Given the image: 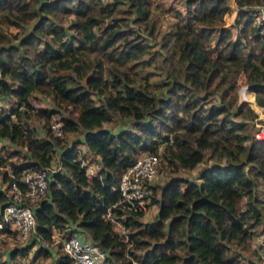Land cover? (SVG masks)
Returning a JSON list of instances; mask_svg holds the SVG:
<instances>
[{
    "label": "trees",
    "instance_id": "16d2710c",
    "mask_svg": "<svg viewBox=\"0 0 264 264\" xmlns=\"http://www.w3.org/2000/svg\"><path fill=\"white\" fill-rule=\"evenodd\" d=\"M234 2L232 32L216 27L226 0H183L184 13L168 7L164 30L154 0H0V100L13 101L0 108V140L8 142L0 167H9L0 171V222L6 186L24 190L21 172L49 166L58 153L45 196L30 204L35 234L0 264H16L35 243L30 260L52 257L56 229L87 236L108 264H259L244 252L258 259L249 243L264 221V138L251 135L255 113L238 102L234 81L244 74L264 112V20L253 23L244 10L264 0ZM240 84L241 99L253 104ZM35 93L53 107L35 108ZM115 119L123 121L116 130L103 127ZM69 132L80 137L64 147ZM77 142L93 157V174ZM143 152L171 169L150 185L157 211L148 222L118 204L114 189ZM199 163L196 181L174 173ZM57 248L53 264H70Z\"/></svg>",
    "mask_w": 264,
    "mask_h": 264
},
{
    "label": "built area",
    "instance_id": "2783aa9c",
    "mask_svg": "<svg viewBox=\"0 0 264 264\" xmlns=\"http://www.w3.org/2000/svg\"><path fill=\"white\" fill-rule=\"evenodd\" d=\"M231 6H233L232 3ZM246 9L249 11V17L253 23L259 24L264 20V2L261 5L246 6L244 10ZM236 10L238 11L239 9L236 7ZM225 15L228 16L230 14L225 13ZM233 25L231 24L225 27L223 19L219 23V27L228 30H231ZM261 115H258V119L260 120L256 124L257 126L254 132L256 138H264V115ZM60 125V120H52L50 128L53 134H60ZM77 150L80 155H85V152L81 153L79 149ZM159 159L157 154L150 152H143L136 157L135 161L121 174L114 187L120 194L118 204L133 211L145 212L150 205V185L157 174ZM81 163L85 166V171L88 175L93 174L94 166L92 164L87 163L85 160H82ZM55 169H57L56 162L55 166L50 164L39 170L26 169L22 171L18 179L26 184L24 190L19 189L14 181H11L6 186V192L10 197V201L1 210L2 222H0V228L5 226L10 230H15V238L20 244L26 243L35 234V221L30 204H34L39 198L45 196L47 185L46 176ZM107 217L113 223L117 222L110 218L109 213H107ZM253 239L252 241L256 252L259 255H264V234H255ZM59 247L69 257L70 264L109 263L105 251L94 245L90 240H80L78 234L63 238L59 242Z\"/></svg>",
    "mask_w": 264,
    "mask_h": 264
},
{
    "label": "rangeland",
    "instance_id": "374dc122",
    "mask_svg": "<svg viewBox=\"0 0 264 264\" xmlns=\"http://www.w3.org/2000/svg\"><path fill=\"white\" fill-rule=\"evenodd\" d=\"M231 1V2H230ZM231 3L233 6H231ZM154 4L156 5V9L155 11L157 12V14L159 15L158 19H159V29L160 30H164V28H166V26L169 24L170 20H173V13L172 11H166V9L168 7H172L174 9V11H179L180 13H184V4H183V0H154ZM226 11L224 12V14L222 15V19H223V23L225 24V27H228L230 26L231 24H234L235 22V18L237 16V10H236V4L234 2V0H226ZM250 5H248L247 7H249ZM242 8V7H241ZM225 13H229L230 15L226 16ZM225 15V16H224ZM225 19H224V18ZM222 21V20H221ZM229 23V25H228ZM217 28H222V27H219V23L218 25L216 26ZM231 31L233 32V28H231ZM240 82L243 83V85L245 84V88L250 91L251 93V97H252V102L253 104H250L248 103L247 101L241 99L240 95H239V89H240ZM234 84H235V88H236V93H237V99H238V102H242V103H245L246 105H248L255 113V116L253 117L252 119V122L249 124V127L251 128L250 129V132H251V135L254 136V132H255V129H256V124L258 123V121L260 119H258V115L259 114H262L264 115L263 113V109L261 106H259L255 100H254V93L251 89L248 88L245 80H244V74L243 73H239L238 76L236 77L235 81H234ZM12 104L13 105V101L12 100H0V108H6L8 107V105ZM31 104L37 108V107H44L46 109H50L53 107L52 103L50 100L46 99L43 95L39 94V93H35L34 94V97L31 98ZM255 106H258L259 110H256V107ZM261 115V116H262ZM59 118L58 115H51V119L54 120V119H57ZM29 121V120H28ZM27 119H26V122H28ZM40 119L39 118H36L34 115L31 117V121H30V124H33L35 126H37L39 128V124H40ZM119 122L123 123V121L119 120V119H115L109 123H104L103 124V127H108V128H111V129H114L116 130L117 129V126L119 124ZM77 133H66L64 134V138L65 141H64V147L65 146H69L71 143L72 140H76L77 139ZM255 137V136H254ZM8 142L6 140H0V144H7ZM79 142L76 143V147L80 150L82 147L80 144H78ZM16 148V146L14 147ZM58 156V153L56 154H53L52 156V160H51V165L53 164L55 166V162L57 161V157ZM82 156H85L84 160L89 163V161L92 160L89 159L90 158V155L86 156V155H82ZM89 159V160H88ZM89 164H92L94 165L95 163L92 161L90 162ZM202 163H199L197 165H195L193 168H178L176 169V172H174L176 175L184 178V179H192V180H197L198 177H197V173H198V170L199 168L201 167ZM4 169V168H7L9 169L8 167V164H6L4 167H0V171L1 169ZM96 166L94 165V168H93V172H94V169L96 170ZM171 174V169H169L165 162L162 160V158L160 159L159 161V164H158V167H157V174L156 176L153 178V182L152 184H162L168 177L169 175ZM1 181V179H0ZM259 187L262 189V186L259 185ZM151 208V210H149ZM155 208H157V205L156 204H153V206L151 207V204L147 207V209L145 210L144 213H141L140 215V219L141 217L144 219V220H148L150 221V219L153 217V213ZM146 221V222H148ZM144 222V221H143ZM114 226H116V229L121 232L123 231V227H121V224L119 222H115L114 223ZM8 230L6 231H0V255L3 257H5V255L7 256L8 252L11 251L14 247H20V246H24L26 244H20V242H18L15 238V230H10L8 227H6ZM264 230V221L259 224V226L257 228L254 229V232H256V234H264L263 232ZM54 235L52 236V244H50V249H51V252H53L54 254L52 255V257L55 256V251L58 249L57 246L59 244V242L66 237L65 233H64V229L61 230V231H58L57 229L54 231ZM80 234V233H78ZM254 240V239H253ZM27 243V242H26ZM250 245V248L251 250L254 249V245H253V241H250L249 243ZM38 247L37 243H35L28 251V254L26 256H19V255H16L14 257V262L16 264H53V258L50 257V258H43V256H37L35 258H33L32 260L31 259V256L32 254L35 252V249ZM57 248V249H56ZM244 255L249 257V259L253 260V261H256L257 263L259 264H264V255H258V259H256V255L252 254L251 251H246L244 252ZM136 261L135 260H131V264H136L135 263Z\"/></svg>",
    "mask_w": 264,
    "mask_h": 264
},
{
    "label": "crops",
    "instance_id": "0c3cea01",
    "mask_svg": "<svg viewBox=\"0 0 264 264\" xmlns=\"http://www.w3.org/2000/svg\"><path fill=\"white\" fill-rule=\"evenodd\" d=\"M76 135H77V138L80 137L79 134H76ZM80 145H81V147H82V148L80 149V152H81V153H84V152H85V154H86V149H85V147L83 146V144H80ZM77 149H78V148H77ZM86 156H88V154H86ZM91 158H93V157L90 156L89 159H91ZM89 159H88V160H89ZM93 166H94V165H93ZM152 206H153V204H151V207H152ZM149 210H151V208H150ZM156 211H157V208H155V210H154L155 213H153L154 215H153V217L150 219V221H152V220L154 219V217H155V215H156ZM141 220L144 221V222L148 221V220H144L142 217H141ZM121 227H122V225H121ZM113 228H114L115 230H117V229H116V226H114V223H113ZM122 229H123V228H122ZM54 231H55V230H53L52 236L55 234ZM65 231H66V230L64 229V232H65ZM117 231H118V230H117ZM118 232H119V231H118ZM121 232H122V231H121ZM263 232H264V230H263ZM78 237H79V239L82 240V241L89 240V239L87 238V236H85L84 234H81V233L78 234ZM50 250H51V249H50ZM52 253H53V252H52ZM52 262L54 263V261H52Z\"/></svg>",
    "mask_w": 264,
    "mask_h": 264
}]
</instances>
